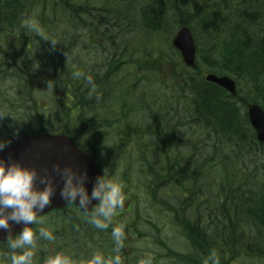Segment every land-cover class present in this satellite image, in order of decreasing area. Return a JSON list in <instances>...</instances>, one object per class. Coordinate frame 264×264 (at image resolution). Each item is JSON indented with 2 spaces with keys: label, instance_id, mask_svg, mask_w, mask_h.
Returning <instances> with one entry per match:
<instances>
[{
  "label": "trees",
  "instance_id": "obj_1",
  "mask_svg": "<svg viewBox=\"0 0 264 264\" xmlns=\"http://www.w3.org/2000/svg\"><path fill=\"white\" fill-rule=\"evenodd\" d=\"M22 1L0 2V33L10 34L11 28H18L17 47L7 45L0 54V83H10V92L0 91L4 103L0 111L6 114L0 118V133H8V140H13L23 132L64 131L92 150L103 145L99 138L106 131L121 136L113 144L122 149V158L126 152L140 155L153 148V161L145 159V193L153 203L164 206L188 244L186 252L170 248L169 252L179 256L181 264H202L213 250L220 264H240V258L253 256L264 261V144L239 107L253 102L264 107V0H27L29 9L37 10V3L45 7L42 14L48 21L42 25L47 31H60L57 26L65 24L58 37L49 36L57 41L55 45L42 37L48 43L43 55L14 52L21 49V42L24 50L31 49V38L37 37L33 31L21 30ZM190 20H194L191 28L196 38L202 31L209 41L219 42L218 51L207 45L198 51V58L209 71L233 74L239 89L245 82L244 95H232L206 81L199 63L188 67L175 62L173 69L180 67V103L153 95L154 89L147 94L141 80L131 83L121 76L116 60L122 48L134 41L139 52L151 44L156 52L155 35L168 34L170 41L174 23L175 27L192 25ZM99 36L105 37L102 42ZM107 42L114 51L103 45ZM93 48L107 58L96 74L89 73L85 63ZM159 57L166 58L163 53ZM46 72L53 81V100L59 103L62 123L53 121L55 111L50 115L51 110L34 96L38 86L48 84L43 79ZM88 76L93 78L91 84ZM106 103L110 109L99 110ZM182 110L188 123L199 130L187 134L185 140L179 129L186 123L182 124ZM142 112L153 122L145 131L131 120L132 114ZM103 117L111 121L110 126H101V122L108 123L100 120ZM114 122H120L116 129H112ZM148 131L154 140L146 139ZM162 191L167 197L163 200L158 198ZM70 207L80 212L69 205L46 215L58 213L63 222L52 230V241L38 242L35 264H47L57 253L69 257L70 264H88L97 252L106 257L116 254L112 226L96 229L87 223L85 214H64ZM129 243L132 240L126 233L119 255L124 264H136L133 246L126 248ZM5 247L6 242H0V251Z\"/></svg>",
  "mask_w": 264,
  "mask_h": 264
},
{
  "label": "rangeland",
  "instance_id": "obj_2",
  "mask_svg": "<svg viewBox=\"0 0 264 264\" xmlns=\"http://www.w3.org/2000/svg\"><path fill=\"white\" fill-rule=\"evenodd\" d=\"M3 2L4 0H0V2ZM22 4L24 5L23 8V14L20 19V27L21 30H27L28 32H31L27 25L30 24L32 21H36L44 34L49 37L56 38L58 37V34L62 33L63 27L65 28V24L61 23L57 26V28L60 31H52V30H46L44 29L42 22H47L48 19L45 18V16L42 14V9L45 7L42 4L37 3V10L36 9H29L28 5L30 4L29 1L23 0ZM40 8V9H39ZM186 16V15H185ZM185 16H183L185 18ZM188 24L190 27L194 26V20H190ZM45 28L46 25H44ZM176 24L174 23L173 27V33L170 35L171 39L170 41H167L166 38L168 34L166 35H155L153 42L156 44V48L158 50L155 52L153 51V45L151 44V48L148 49L147 47L144 48V50H137V45L134 41H131V44L129 45L130 48L134 47L136 50L134 51L128 48H122V52L119 53V57L117 58V66L119 70L121 71V76H126L128 81L131 83H134L136 80H141L140 84L142 89L147 93L150 94L152 92V89H154L153 95L159 96L162 95L164 97H167L173 101V103H180L177 102V100L180 97V93L182 92L179 87H177V79L178 76H180V67L176 66L175 69L173 67L175 66V62H178L179 64H184L182 60V56L172 43V40L174 36L176 35L178 29L181 26L175 27ZM71 28V27H68ZM18 28H11L9 32L10 34L6 33H0V54L2 56V52H5V46L9 43V46H16L17 40H18V34L16 32ZM172 28H169L168 32H171ZM9 30V28H8ZM25 30V31H26ZM86 30V28L84 29ZM194 30V29H193ZM18 31V30H17ZM196 32V31H195ZM34 35H37L35 32H33ZM197 33V32H196ZM198 38L195 37V42L197 45L198 51L205 50L207 45H211L215 51H218V43L215 41H209L206 34H204L202 31H199L197 33ZM37 37H39L37 35ZM36 37V38H37ZM31 38V37H30ZM36 38H31L32 43H34V46H32L31 49L22 48L24 46V43L21 42V45H19L20 50H15V53L20 52L19 54H24L27 50L28 51H34L37 54H44L47 52V45L46 40H42V37H39L41 39L34 41ZM105 37L99 36L97 38L98 41L102 42V40ZM31 42L28 44H32ZM140 43V42H139ZM104 46H108L109 48L112 47V45L105 43ZM8 47V46H7ZM6 47V48H7ZM175 48V49H174ZM96 48L91 49L92 53L89 54V58L86 57V66H90L89 73L96 74L97 70H102L105 63H107L106 55L102 52L95 50ZM112 51H114L112 48H110ZM25 51V52H24ZM153 52V55H150ZM163 53L166 58L164 59L160 58L159 55ZM143 54L144 56H142ZM39 56V55H38ZM101 56H104L101 58ZM151 56H153L151 58ZM171 56V57H169ZM41 57V56H40ZM172 58V60H171ZM199 59V66L203 73L201 75L206 76L208 73H216V70H210V67H207L200 58ZM6 60V57L2 58V61ZM171 60V61H168ZM174 62V63H173ZM77 68V67H75ZM169 69V71H168ZM172 69L174 74L170 71ZM4 73V72H2ZM183 73H181L182 75ZM230 75L234 78L233 74L230 73H223L222 75ZM171 75V76H169ZM176 76V77H175ZM50 75L46 72V75H43L44 81H49ZM236 81L237 79L234 78ZM9 81L0 83V91L10 92L9 88ZM175 89H174V88ZM237 93L239 95H244L246 93V87L245 82L242 83L241 89L238 90ZM173 95V96H172ZM35 98L40 102L41 105L44 107H48L49 110H51L50 115L52 114L53 110L55 111V114L51 118L53 121L55 120L57 123H62L61 115H59L57 111H59V103L56 102L54 99V92L53 88H48V84L42 88L41 86L37 87V91L35 92ZM57 98V97H56ZM161 98H154L150 100V103H154L156 101H160ZM4 103L0 102V106ZM109 103H106L103 105L100 109H103L105 111L109 110L108 107ZM248 105V104H247ZM5 110H9V106L5 105ZM240 109L242 114L248 115V106L245 108L244 105L240 104ZM59 109V110H58ZM187 110V109H186ZM46 111V110H45ZM138 114V113H137ZM136 115V114H135ZM132 114L131 120L136 124L137 126H142V130L145 131V128L148 130L150 126L153 125L152 119L148 118L146 116L145 112L140 113L139 115L135 116ZM188 116L183 113L182 115V124L185 123V125L180 126V134L182 135V140L188 139L187 134H193L196 133V130L199 131L196 127L190 125L187 121ZM188 123V124H187ZM20 127L15 128V130H18ZM55 128V127H54ZM252 128V126H251ZM13 131V128L11 129ZM149 132V131H148ZM197 134V133H196ZM108 136V135H107ZM204 137L206 136L203 135ZM106 137V136H103ZM9 138V134L6 132L0 133V141H7ZM146 139L154 140V136L149 134L146 135ZM211 140V139H209ZM154 146V145H153ZM155 150V149H154ZM153 148L150 151H143L140 155L130 154L122 159H118L116 162L112 161V165H114L113 168V176L112 179L116 181L117 183H120L123 186V190L126 196L125 200V207L122 210H118L116 215L114 216V226L118 225H124L125 227V233H128L132 244L130 243L127 245L126 248L129 249L130 246H133V256H137V262L136 264H141V261H146L147 258L151 257V264H181L179 256H174L171 252H169V248L173 249L176 252L182 253L188 251V244L184 238L183 235L179 232V230L170 222L168 217V211L164 208V206L161 203L155 204L150 199L147 193H145V186L143 184V181L145 179V166L146 162L145 159H150L153 161L154 156L156 152H154ZM159 151H157L158 154ZM158 198L163 200L166 197L164 191L159 192ZM154 200V199H153ZM75 212L78 215L82 216V212H78V210L73 209L72 207L69 208L64 214H68L71 216V214H75ZM62 214V213H61ZM58 213H52L49 216L43 217V225L47 227L51 232L55 229L56 224L62 225L63 222L62 218L57 216ZM59 217V218H55ZM51 221V222H50ZM42 226V225H38ZM36 250V249H35ZM175 254V253H174ZM176 255V254H175ZM240 264H264V261L262 258L259 257H251L246 258L242 257L239 259Z\"/></svg>",
  "mask_w": 264,
  "mask_h": 264
},
{
  "label": "clouds",
  "instance_id": "obj_3",
  "mask_svg": "<svg viewBox=\"0 0 264 264\" xmlns=\"http://www.w3.org/2000/svg\"><path fill=\"white\" fill-rule=\"evenodd\" d=\"M27 27L44 39H50L42 31L36 21H32ZM52 44L56 40L50 39ZM77 76L80 73L76 74ZM92 77L87 80L91 84ZM48 88H53V81L48 82ZM6 115L0 111V118ZM6 146L4 141H0V151ZM37 170L23 166L19 162L8 163L0 159V230H8L9 236L6 240V247L0 251V264H35L34 256L38 242L43 239L52 241L53 233L44 226L33 228V225H43V218L38 213L51 204V198L55 192V187L51 179L47 176L40 178L43 188L36 187ZM64 185L60 195L62 198L78 205L85 214L87 223L96 229L106 230L110 225H114V216L118 210L125 207L126 196L123 186L113 179L103 175L98 176L89 194L85 182L87 171L80 173L70 168L64 169L62 173ZM92 200L98 203L89 209ZM78 201V202H77ZM23 223L25 226L21 232L11 235V223ZM111 237L115 245V255L105 256L102 253H94L88 260V264H124L119 250L124 247L126 239L124 225L112 226ZM47 264H70L69 257L62 254H55L50 257ZM141 264H151V257ZM202 264H220V257L213 250Z\"/></svg>",
  "mask_w": 264,
  "mask_h": 264
},
{
  "label": "water",
  "instance_id": "obj_4",
  "mask_svg": "<svg viewBox=\"0 0 264 264\" xmlns=\"http://www.w3.org/2000/svg\"><path fill=\"white\" fill-rule=\"evenodd\" d=\"M173 45L182 55L184 63L189 67L196 66L197 46L191 28L183 25L173 39ZM208 82L215 83L232 94H236L237 83L229 75H217L209 73L205 76ZM248 114L252 126L257 132L258 141L264 143V109L258 103L249 105ZM0 159L11 163L19 162L23 166L37 170L36 187L43 188L40 178L47 176L55 187V192L49 204L40 216L68 205V201L61 197L60 192L64 185L62 175L64 169L70 168L80 173L87 171L86 188L91 194L92 188L98 176H101L99 165L80 148L74 139L66 133H23L12 142L7 143L0 151ZM78 202V201H77ZM98 203L92 200L89 209ZM78 206V205H77ZM11 223V235H16L24 228V224ZM9 236L8 230H0V240L6 241Z\"/></svg>",
  "mask_w": 264,
  "mask_h": 264
},
{
  "label": "flooded vegetation",
  "instance_id": "obj_5",
  "mask_svg": "<svg viewBox=\"0 0 264 264\" xmlns=\"http://www.w3.org/2000/svg\"><path fill=\"white\" fill-rule=\"evenodd\" d=\"M182 115H183V110H182ZM105 119L107 118L103 117L100 120L104 121ZM107 120H108L107 121L108 123L101 122V126L105 128L106 126H110L111 121L109 119ZM112 124H113L112 129H116V127L118 126V124H120V122H114ZM104 132H105L104 136L106 137L99 138V140H103L102 141L103 145L100 148H95L91 150V147H88V146L83 147L82 142H80L79 140H76V142L79 146L83 147L86 150V152L89 155H91V157L99 164L102 175L105 172L106 176L112 179L113 168H114V165H112V161L116 162L118 159H121L123 155L122 149H119L118 145L113 144V142L114 140H121V136L119 134H117V136H110V132H109V135L107 136L108 133L106 134V131ZM130 154L131 153L126 152L124 154V157Z\"/></svg>",
  "mask_w": 264,
  "mask_h": 264
}]
</instances>
